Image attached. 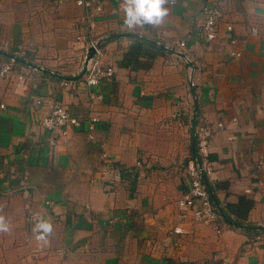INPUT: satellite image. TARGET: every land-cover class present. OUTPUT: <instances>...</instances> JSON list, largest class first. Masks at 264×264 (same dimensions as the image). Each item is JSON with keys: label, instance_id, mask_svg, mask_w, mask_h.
Listing matches in <instances>:
<instances>
[{"label": "crops", "instance_id": "obj_1", "mask_svg": "<svg viewBox=\"0 0 264 264\" xmlns=\"http://www.w3.org/2000/svg\"><path fill=\"white\" fill-rule=\"evenodd\" d=\"M94 1L101 11L92 29L89 11L73 3L0 0V60L15 61L14 75L0 78V264H264V245L249 242L264 228V36L249 34L264 30V0H168L162 24L135 30L123 26V0ZM204 5L222 14L212 43L200 36ZM90 33L114 75L89 90L77 37ZM135 38L163 52L121 66ZM175 41L184 42V57L166 48ZM53 103L80 125L47 133L40 120ZM200 120L223 124L210 144L207 179L220 236L175 206ZM106 158L113 175L105 176ZM26 202L44 213L50 233L39 224L26 230ZM174 228L184 234L171 235Z\"/></svg>", "mask_w": 264, "mask_h": 264}, {"label": "built area", "instance_id": "obj_2", "mask_svg": "<svg viewBox=\"0 0 264 264\" xmlns=\"http://www.w3.org/2000/svg\"><path fill=\"white\" fill-rule=\"evenodd\" d=\"M57 5L63 3H73L76 7L85 8L89 11V15L86 20L93 29L92 18L95 14L101 11L99 3L94 0H56ZM222 14L220 9L216 5H204L201 9V22L199 25L200 36L202 40L206 43H212L217 41L219 33V25ZM74 28H78L77 24L73 25ZM227 35L232 31V27L227 25L225 28ZM249 34L252 36H258L262 34L264 36V30L260 32L257 27H253L249 30ZM77 41L81 42L85 46L84 60L88 54L89 50L93 51V55L87 62L85 73L83 75V85L87 89L97 88L105 80H109L114 75V69L111 64L104 61V51L100 45L98 39L92 36V33L88 37L79 36ZM230 45H235L237 39L231 37L229 38ZM168 50L172 53V56L184 57L182 51L185 50V44L183 41H175L167 46ZM264 48V46H263ZM230 57H240L237 51H231L229 53ZM185 60L188 61L189 58L185 56ZM14 60L9 61L0 60V78L10 79L13 73ZM189 75V80H190ZM24 77L23 75H17V84L22 83ZM193 81H191L192 83ZM61 86L66 88H75L74 81H61ZM18 91V87H15L14 92ZM196 96L191 97V101H195ZM0 109H4V105H0ZM96 121V118H89V130L93 129L92 124ZM79 119H76L71 115L69 110L59 103H53L50 107L49 113L42 117L40 120L41 127L50 135L54 133H59L65 135L66 131L71 127H78L80 125ZM223 129L222 123H217L216 127L213 128L209 124L204 123L202 120L197 122L194 127V137L196 143V156L192 161H189L186 165V172L188 175L189 182L186 189L180 195V197L175 201V206L182 217L187 214L191 216L194 222L202 223L203 225L211 228L217 236H220L224 227L221 225L220 220L222 219L219 210L213 205L211 201V196L208 190L207 179L211 178L213 171L211 168V163L209 161L210 155V144L216 134V131ZM92 139V137H91ZM56 141L53 137L50 139L49 146L55 147ZM103 158L105 156L103 155ZM105 164V176L113 175V167L110 161L106 158ZM137 168L141 167V163H136ZM258 168L264 169V161L258 163ZM27 176H23L21 180L20 190L25 195L27 189L26 183ZM107 180V178H105ZM49 206V203H45ZM25 228L27 231L34 230L35 227L42 223L44 220V213L42 211H36L32 206L26 202L25 206ZM179 228H174L171 235H181L184 234ZM34 234V233H31ZM170 235V236H171ZM251 246L264 245V233H259L254 237L249 239Z\"/></svg>", "mask_w": 264, "mask_h": 264}, {"label": "clouds", "instance_id": "obj_3", "mask_svg": "<svg viewBox=\"0 0 264 264\" xmlns=\"http://www.w3.org/2000/svg\"><path fill=\"white\" fill-rule=\"evenodd\" d=\"M168 0H123L122 8L125 13L123 26L129 30L143 28L145 26H159L168 14L165 7ZM3 218H0L2 226ZM44 233H50L52 226L48 222H42L38 226ZM43 236L38 239H43Z\"/></svg>", "mask_w": 264, "mask_h": 264}, {"label": "trees", "instance_id": "obj_4", "mask_svg": "<svg viewBox=\"0 0 264 264\" xmlns=\"http://www.w3.org/2000/svg\"><path fill=\"white\" fill-rule=\"evenodd\" d=\"M156 50L161 52L162 48L157 46L152 41L135 38L134 42L131 44L128 51L124 55L121 66L126 67L129 65L131 68H134V66L137 67L136 65H138V61H135L133 63H131V61H133V59H137L140 56H145L147 59L153 60L156 56ZM256 233H264V228L260 229V231Z\"/></svg>", "mask_w": 264, "mask_h": 264}, {"label": "water", "instance_id": "obj_5", "mask_svg": "<svg viewBox=\"0 0 264 264\" xmlns=\"http://www.w3.org/2000/svg\"><path fill=\"white\" fill-rule=\"evenodd\" d=\"M92 55H93V51L92 50H89L88 51V54H87V56H86V58H85V60L83 62V69H82V73H81L82 76L85 73V69H86V66H87V62L90 60V58L92 57ZM30 66L33 67V68H35V69H37V70H40L41 71V69H39L35 65H30ZM258 230H260V229H258Z\"/></svg>", "mask_w": 264, "mask_h": 264}]
</instances>
